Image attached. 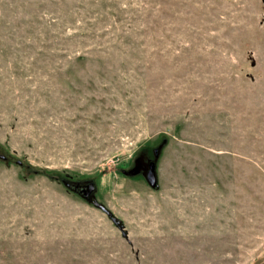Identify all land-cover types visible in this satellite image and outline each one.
Here are the masks:
<instances>
[{"label":"rangeland","instance_id":"rangeland-1","mask_svg":"<svg viewBox=\"0 0 264 264\" xmlns=\"http://www.w3.org/2000/svg\"><path fill=\"white\" fill-rule=\"evenodd\" d=\"M0 153V264H264V0H0Z\"/></svg>","mask_w":264,"mask_h":264},{"label":"water","instance_id":"water-1","mask_svg":"<svg viewBox=\"0 0 264 264\" xmlns=\"http://www.w3.org/2000/svg\"><path fill=\"white\" fill-rule=\"evenodd\" d=\"M166 142L165 139H163L162 143L154 148L153 150V159H149L146 163V165L137 164L135 168H132L130 171H124L127 174H135L139 171V168H141L144 174V178L147 184H149L152 188H157V175H156V159L158 158V153L160 151V148L163 146V144ZM0 159L5 160V156L0 153ZM19 163V162H18ZM67 186H69L73 191H75L78 195H80L83 199L88 200L89 202H92L96 207L100 208L105 214L109 215V217L112 219L113 223L117 224L118 220L117 218L111 214L109 210H107L103 204L98 202L94 199H89V196L93 194L95 190L94 183L91 181H78L74 183H67Z\"/></svg>","mask_w":264,"mask_h":264},{"label":"trees","instance_id":"trees-1","mask_svg":"<svg viewBox=\"0 0 264 264\" xmlns=\"http://www.w3.org/2000/svg\"><path fill=\"white\" fill-rule=\"evenodd\" d=\"M162 140H163V139H162ZM161 143H162V142H161ZM153 150H154V149H153ZM153 150H152V154H153ZM2 155H3V154H2ZM6 158H7V157L5 156V161H6ZM18 162H19V163H18ZM21 163H22L21 160H20V161H17V164H18V165H20ZM35 172H36V170H35V171H34V170L32 171L33 174H35ZM133 175H134V174H133ZM54 178L56 179V178H58V177H57V176H54ZM71 182H72V181H70V180H64L63 183L65 184V186H67V183L71 184ZM68 187H69V186H68ZM69 188H70V187H69ZM70 189H71V188H70ZM71 190H72V189H71Z\"/></svg>","mask_w":264,"mask_h":264},{"label":"flooded vegetation","instance_id":"flooded-vegetation-1","mask_svg":"<svg viewBox=\"0 0 264 264\" xmlns=\"http://www.w3.org/2000/svg\"><path fill=\"white\" fill-rule=\"evenodd\" d=\"M136 162H137V164L145 165L144 162H143V159L137 158V161ZM139 169L142 170L141 168H139ZM142 171H144V170H142ZM92 198H93V194H91L89 196V199H92Z\"/></svg>","mask_w":264,"mask_h":264}]
</instances>
